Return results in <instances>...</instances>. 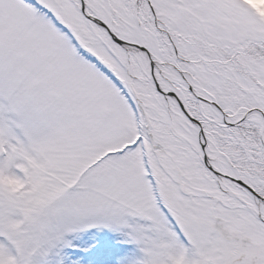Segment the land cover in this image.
<instances>
[{
    "label": "snow or ice",
    "instance_id": "snow-or-ice-1",
    "mask_svg": "<svg viewBox=\"0 0 264 264\" xmlns=\"http://www.w3.org/2000/svg\"><path fill=\"white\" fill-rule=\"evenodd\" d=\"M0 264H264V0H0Z\"/></svg>",
    "mask_w": 264,
    "mask_h": 264
}]
</instances>
